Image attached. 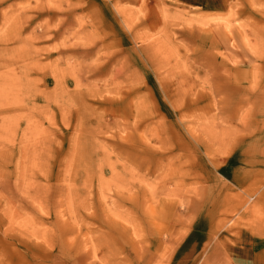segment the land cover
<instances>
[{"label": "rangeland", "instance_id": "374dc122", "mask_svg": "<svg viewBox=\"0 0 264 264\" xmlns=\"http://www.w3.org/2000/svg\"><path fill=\"white\" fill-rule=\"evenodd\" d=\"M199 1L0 0V264H184L206 215L190 264L264 244V0Z\"/></svg>", "mask_w": 264, "mask_h": 264}, {"label": "crops", "instance_id": "0c3cea01", "mask_svg": "<svg viewBox=\"0 0 264 264\" xmlns=\"http://www.w3.org/2000/svg\"><path fill=\"white\" fill-rule=\"evenodd\" d=\"M210 0H200L199 2L202 5H211L210 8L216 14H222L227 11V7L229 3L236 2L238 0H212V4H209ZM240 1V0H239ZM249 33L242 32L237 25L234 24H217L213 31V42L216 47L222 51L224 56H226V60H229L230 64L236 68H245L250 67L253 63L256 62L257 56L253 51L250 40ZM228 173L229 171L226 170ZM233 183L235 181L232 180ZM236 184V183H235ZM238 187V186H237ZM227 203H231L230 197L227 199ZM200 218V223L196 225L194 230L187 229L184 233L183 241L179 246L178 259L180 257L181 261L184 264H190L191 256H194L196 253V257L198 260L203 257L206 261L208 258L206 257L208 249L207 243L211 237V231L215 227V223L213 224L212 220H209V217ZM203 220V221H202ZM210 222H208V221ZM191 224L186 223L182 226ZM196 236L199 237L200 243L196 244ZM244 236L249 239L247 240L246 246L244 249H239L240 247L236 246H226L222 250L218 251L217 258L215 255L212 257L214 260H218L219 255H221L227 259H229L230 264H264V244L255 245V241L253 239L254 235H250L249 233H245ZM259 246L258 250L256 248ZM227 259V260H228ZM203 264V263H201Z\"/></svg>", "mask_w": 264, "mask_h": 264}]
</instances>
